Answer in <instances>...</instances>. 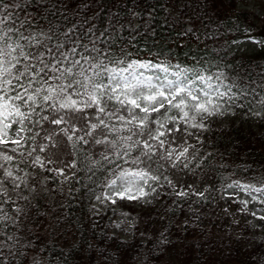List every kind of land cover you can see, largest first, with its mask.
I'll return each instance as SVG.
<instances>
[{
    "label": "snow or ice",
    "instance_id": "6c2138e0",
    "mask_svg": "<svg viewBox=\"0 0 264 264\" xmlns=\"http://www.w3.org/2000/svg\"><path fill=\"white\" fill-rule=\"evenodd\" d=\"M218 2L169 0L168 19L182 26L176 35L197 31L181 5L203 20L215 19ZM154 21L141 0H0V264H43L39 197L49 181L74 177L78 163L92 175L105 170L101 203L164 198L199 220L192 205L204 206L212 189L207 179L197 188L183 178H210L213 161L225 167L210 133L236 117L264 124V65L182 62L170 48L148 47L160 36ZM243 35L264 51V39ZM226 187L238 211L264 221L249 208L264 205V169ZM160 236L171 244L167 229Z\"/></svg>",
    "mask_w": 264,
    "mask_h": 264
},
{
    "label": "trees",
    "instance_id": "16d2710c",
    "mask_svg": "<svg viewBox=\"0 0 264 264\" xmlns=\"http://www.w3.org/2000/svg\"><path fill=\"white\" fill-rule=\"evenodd\" d=\"M241 2L246 0H219L216 13H209L215 19L203 20L192 8L186 10L181 5L180 11L190 13L197 21V31L178 36L176 33L182 31V26L175 22L176 17L168 19L169 0H141L142 7L153 11L154 26L160 34L155 43L153 39L146 43L154 49L162 48L166 55L170 48L182 62H190L192 56H204L206 61L213 62H219L214 58L222 57L223 62H234L235 67L244 65L259 72L256 66L264 65V51L247 44L243 32L250 30L252 36L264 39V15L242 7ZM199 15H204L203 10ZM120 18L125 21L126 13L120 12ZM183 23L188 20L185 18ZM123 35L128 38L127 32ZM232 40L239 43L229 44ZM210 135L213 139L209 149H215L217 156L226 152L225 167L217 171L219 161H213L210 178L205 175L183 178L187 183L195 180L197 188L207 179L212 189L204 206L192 205L199 220L194 221L187 204L183 208L168 207L170 201L162 198L152 211L140 215V222L130 229L129 238L123 239L112 232L118 211L107 209L97 213L93 206L95 197L104 192L105 170L92 175L84 164L78 163L79 171L74 177L67 180L57 177L62 183L49 181V191L39 197L40 211L46 215L37 217L41 224L35 232L40 238L37 243L48 251L47 256L41 252L36 259L43 264L53 259L58 264L65 261L67 264H264V221L242 214L237 203L222 197L231 180L264 169V124L231 118L215 127ZM184 220L189 223L182 230L179 225ZM165 229L171 240L167 246L160 243V234Z\"/></svg>",
    "mask_w": 264,
    "mask_h": 264
},
{
    "label": "rangeland",
    "instance_id": "374dc122",
    "mask_svg": "<svg viewBox=\"0 0 264 264\" xmlns=\"http://www.w3.org/2000/svg\"><path fill=\"white\" fill-rule=\"evenodd\" d=\"M246 1L247 3H244L241 6L246 5L248 8H254L257 13L264 14V10L262 9L263 7L257 4L256 0H246ZM260 2L263 3L264 0H260ZM107 191L108 189L105 188L104 193ZM231 193H233V189L226 188L223 192V199L230 200L229 195ZM239 195L240 197L247 199V197H245L243 193H240ZM160 202L161 200L153 204L145 206L141 203H132L128 201H119V200L117 201L116 204H111L110 202H107V201H104L103 203H101L100 201L95 199L93 201V206L96 211L99 210L97 212H105L106 209L109 207L113 211H118L116 214V217L114 218L115 224L113 227V233L116 235H119L123 239H128L130 229L135 224L140 222V215H142L143 213L145 214L149 213L156 206H158ZM249 208L252 211H256L257 216H259L260 214H264V213H261L260 211L262 208H264V205L251 203L249 204Z\"/></svg>",
    "mask_w": 264,
    "mask_h": 264
}]
</instances>
